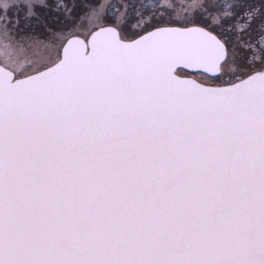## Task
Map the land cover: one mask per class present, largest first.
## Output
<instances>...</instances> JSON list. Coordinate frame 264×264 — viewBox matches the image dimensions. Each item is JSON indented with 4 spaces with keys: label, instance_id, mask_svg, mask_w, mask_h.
Returning <instances> with one entry per match:
<instances>
[{
    "label": "snow or ice",
    "instance_id": "snow-or-ice-1",
    "mask_svg": "<svg viewBox=\"0 0 264 264\" xmlns=\"http://www.w3.org/2000/svg\"><path fill=\"white\" fill-rule=\"evenodd\" d=\"M0 264H264V0H0Z\"/></svg>",
    "mask_w": 264,
    "mask_h": 264
}]
</instances>
